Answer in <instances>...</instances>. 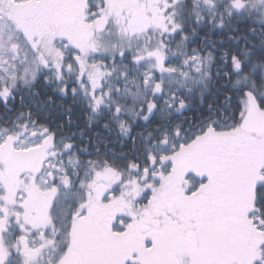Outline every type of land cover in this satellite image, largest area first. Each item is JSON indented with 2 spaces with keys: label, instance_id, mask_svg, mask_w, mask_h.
I'll return each mask as SVG.
<instances>
[{
  "label": "snow or ice",
  "instance_id": "1",
  "mask_svg": "<svg viewBox=\"0 0 264 264\" xmlns=\"http://www.w3.org/2000/svg\"><path fill=\"white\" fill-rule=\"evenodd\" d=\"M0 264H264V0H0Z\"/></svg>",
  "mask_w": 264,
  "mask_h": 264
}]
</instances>
